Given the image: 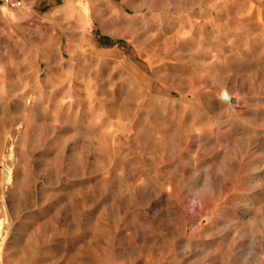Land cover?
Returning <instances> with one entry per match:
<instances>
[{"label":"rangeland","instance_id":"obj_1","mask_svg":"<svg viewBox=\"0 0 264 264\" xmlns=\"http://www.w3.org/2000/svg\"><path fill=\"white\" fill-rule=\"evenodd\" d=\"M0 264H264V0H0Z\"/></svg>","mask_w":264,"mask_h":264},{"label":"bare ground","instance_id":"obj_2","mask_svg":"<svg viewBox=\"0 0 264 264\" xmlns=\"http://www.w3.org/2000/svg\"><path fill=\"white\" fill-rule=\"evenodd\" d=\"M1 225V224H0Z\"/></svg>","mask_w":264,"mask_h":264}]
</instances>
